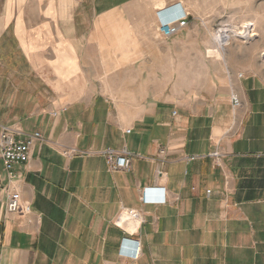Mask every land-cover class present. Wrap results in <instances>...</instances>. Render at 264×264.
<instances>
[{"label": "crops", "instance_id": "crops-1", "mask_svg": "<svg viewBox=\"0 0 264 264\" xmlns=\"http://www.w3.org/2000/svg\"><path fill=\"white\" fill-rule=\"evenodd\" d=\"M224 5L0 0V132L41 135L17 179L0 156V264H264V38L220 52ZM7 188L30 209L8 212Z\"/></svg>", "mask_w": 264, "mask_h": 264}, {"label": "built area", "instance_id": "built-area-1", "mask_svg": "<svg viewBox=\"0 0 264 264\" xmlns=\"http://www.w3.org/2000/svg\"><path fill=\"white\" fill-rule=\"evenodd\" d=\"M178 11L179 14L182 15L176 21L171 22V19L160 20L158 31L162 36L170 37L174 35L177 33L180 25L186 23L188 15L180 9ZM233 30L234 29H231L228 24H220L214 28L213 38L217 44V49L220 52L225 50L233 38H242L247 41L249 39L255 38L257 35L255 26L252 23L248 25L249 34L246 36H239ZM225 32H228V35L226 38H223L221 35ZM232 101L234 106H237L240 103V100L236 94L232 95ZM40 136V133H35L28 139L20 140L15 138V136L9 131L8 127H2L0 132V156L3 160L4 168L10 181H13L19 177V173L15 171V166L17 164L28 162L33 141L36 138H40ZM103 154L109 170L127 171L131 168V157L126 150L116 151L112 148H107L104 150ZM6 190V209L8 212L23 213L30 209L28 205H24L21 202V195L17 189L7 188ZM161 190L162 189L155 188L144 189L142 193V201L144 203L165 202L166 193L165 191ZM155 192H157V195L158 192L160 193L159 197H152V193L154 194ZM207 192L210 193L211 190H208ZM132 218H136V215H121V220L123 222ZM132 241L137 240L124 237L120 243L119 253L130 257H138L140 245H138L136 242L133 243Z\"/></svg>", "mask_w": 264, "mask_h": 264}, {"label": "rangeland", "instance_id": "rangeland-1", "mask_svg": "<svg viewBox=\"0 0 264 264\" xmlns=\"http://www.w3.org/2000/svg\"><path fill=\"white\" fill-rule=\"evenodd\" d=\"M251 23L255 26L256 37L264 38V0H225L223 13L213 24L214 28L220 24H228L231 29H235L245 28ZM214 28L211 29L212 33Z\"/></svg>", "mask_w": 264, "mask_h": 264}, {"label": "bare ground", "instance_id": "bare-ground-1", "mask_svg": "<svg viewBox=\"0 0 264 264\" xmlns=\"http://www.w3.org/2000/svg\"><path fill=\"white\" fill-rule=\"evenodd\" d=\"M245 26V25H244ZM235 28V27H234ZM233 31H235L236 34L239 36H246L249 34L248 25L246 27H236ZM228 35V32L223 33L221 36L226 38Z\"/></svg>", "mask_w": 264, "mask_h": 264}]
</instances>
